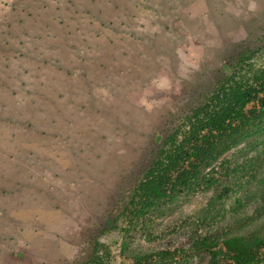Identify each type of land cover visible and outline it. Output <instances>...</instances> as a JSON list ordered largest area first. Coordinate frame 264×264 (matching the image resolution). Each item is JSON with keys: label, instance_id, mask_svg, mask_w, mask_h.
<instances>
[{"label": "rangeland", "instance_id": "374dc122", "mask_svg": "<svg viewBox=\"0 0 264 264\" xmlns=\"http://www.w3.org/2000/svg\"><path fill=\"white\" fill-rule=\"evenodd\" d=\"M243 52L264 68V0H0V264H83L97 241L104 264H207L197 239L264 234V120L203 173L214 185L109 224Z\"/></svg>", "mask_w": 264, "mask_h": 264}, {"label": "trees", "instance_id": "16d2710c", "mask_svg": "<svg viewBox=\"0 0 264 264\" xmlns=\"http://www.w3.org/2000/svg\"><path fill=\"white\" fill-rule=\"evenodd\" d=\"M252 56L241 53L231 72L200 94L199 105L170 121L157 137L149 162L118 199L117 216L109 223L114 229L134 228L168 199L216 183L203 173L264 120V68L255 70ZM2 178L12 180L8 174ZM104 247L97 241L93 256L83 264H104L98 254L107 253ZM192 252L208 255L207 264H264V234H208L194 242ZM177 254L165 250L137 256L135 264L174 260Z\"/></svg>", "mask_w": 264, "mask_h": 264}]
</instances>
